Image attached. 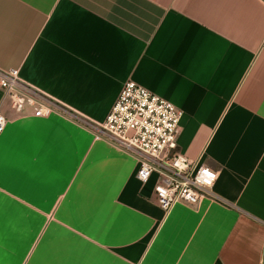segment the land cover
I'll return each instance as SVG.
<instances>
[{
	"label": "crops",
	"instance_id": "obj_1",
	"mask_svg": "<svg viewBox=\"0 0 264 264\" xmlns=\"http://www.w3.org/2000/svg\"><path fill=\"white\" fill-rule=\"evenodd\" d=\"M7 68L89 121L126 80L171 102L220 200L163 211L133 157L0 97V264H259L264 0H0Z\"/></svg>",
	"mask_w": 264,
	"mask_h": 264
},
{
	"label": "built area",
	"instance_id": "obj_2",
	"mask_svg": "<svg viewBox=\"0 0 264 264\" xmlns=\"http://www.w3.org/2000/svg\"><path fill=\"white\" fill-rule=\"evenodd\" d=\"M0 97L13 111L29 106L33 116L51 112L73 117L97 139L127 153L137 163L135 177L155 174L153 193L167 211L175 203L196 206L202 199L219 201L212 186L217 171L175 150L181 110L171 102L126 80L104 119L89 121L21 79L16 68L0 69ZM6 117L0 110V131ZM259 264H264V243Z\"/></svg>",
	"mask_w": 264,
	"mask_h": 264
}]
</instances>
